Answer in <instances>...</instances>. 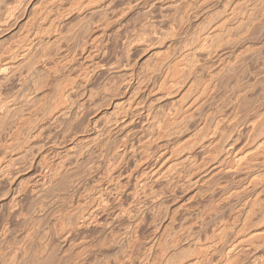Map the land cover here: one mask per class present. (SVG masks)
<instances>
[{
  "label": "rangeland",
  "instance_id": "1",
  "mask_svg": "<svg viewBox=\"0 0 264 264\" xmlns=\"http://www.w3.org/2000/svg\"><path fill=\"white\" fill-rule=\"evenodd\" d=\"M233 1L234 0H92L91 2L90 0H0V59L5 58L4 60H6L3 61L2 64L5 62L14 64V62L18 59L13 58V54L17 51H23L25 48H31V52L28 55L29 58L27 56L28 60H26V63L29 64L30 62L33 65V63L37 61L34 64L35 67H32V65L30 66V64L27 65L24 61V65L22 64L20 70L17 72L15 71L16 74L15 72L12 73L9 69L6 74L2 73V75H0V79L2 78V85H0V97L6 99L8 104L7 106L9 107V110H11L7 118L2 121L3 124L0 128V264H5L3 261L5 255L12 251V249V252H14L16 246L17 251L22 253L19 254L21 256L16 259L17 262L14 264H62V261L65 260L66 263L64 262L63 264H116L118 260L124 261L125 264H159L160 262V264H264V238L259 241L260 244L255 246L256 248L251 247L250 249L252 250L247 249L246 247L241 249L235 243L237 242L236 239H240L244 235L249 234L250 231L253 233V231H256L258 228L264 227V221L259 223L258 221H260V219L257 218V220H253V225L251 224V226L248 227V230H245V233L242 229H240L244 215V199L252 192L249 194H236L233 196H229V192L236 188L242 190L243 181L238 179L242 176V172L234 173L233 171H230L226 173H216L213 175L214 177L212 176L209 179L210 181L207 180V183L205 182L203 185L200 182H195V184L192 183L194 185L191 184L192 187L190 186V189L184 191V194H182L183 192H181V190H178L176 193L179 195V198L177 197L176 199H173V195L168 192L167 195L169 196H164L161 199L157 198L155 200L153 197L149 196L146 199L148 200L147 203H145L147 205H142V207L144 206L143 208L140 206L141 210L145 212V216L138 223L139 226L136 224V220L141 217L138 218L136 214H134L138 218L137 219L134 215L132 216V214L128 215L129 213H126L128 208L130 209V207L134 206L133 192L135 186L140 184V179L147 176V171L150 169L151 165H153L152 163H155L154 157L158 150H154L152 148L151 151H148L149 156L147 159H145L142 163H137L136 158L141 156L140 151H134L131 148L126 149L125 145L128 142H131L132 139V141L137 142V135L140 132L141 127L139 125H141V120H145L148 114L155 119H161L165 116V114L169 115L172 111L179 108V103L183 94L190 97L195 96L196 91H188V87H184L186 89L183 87L181 88L179 87V83H169L164 85V87L159 85L161 78L166 75V71L169 70V64L176 63V61L179 62V56H181L185 50L191 47L194 49L196 48L195 56L199 59V64L202 65V69L192 76V80H194L195 84L198 80L197 85L201 86L204 82L210 80V78H213L214 76L218 77V88L216 87L211 95L214 98L212 97L210 100L211 103L208 102V104L198 111L197 115L199 114V118L203 113L207 114V111L209 112L211 107L212 109L216 108L220 114L230 109V105L233 106L232 104H234L232 103L234 102L233 89L239 85H241L240 88H242V86L244 87V90L242 89L244 92L243 95L246 93V95H244L245 97H242L239 102H236L240 108L244 107L246 110H251V107H253L254 110L251 111L254 112L264 106V63H261L264 61V8L259 9L260 14H258V18L260 17L259 19H262L263 21H259L257 19L256 23L258 24H255V27L253 28L257 31L260 29L258 31L259 34L255 31L258 34H256L257 36L255 35L254 30H252L251 32H253V34L251 32L249 34L253 35V37L249 34L241 37L231 35L232 37L229 36L228 39L225 38V43L223 37L228 36L227 34H229L228 32L230 31L227 30L228 27L235 26L233 22L230 26L226 27L227 29H221L223 32L225 29L228 31L224 32L226 36L225 34L224 36L220 35L223 34L221 33L222 31H218L215 29V26H212L213 24L216 25V23L227 14V9ZM260 1L249 0L247 3L250 8L254 6L256 8H260V3L263 0L261 2ZM129 2L131 4H129ZM174 2L175 4H173ZM170 3H172V5H170ZM166 5H168L167 8ZM58 6L61 8L59 9ZM178 6L180 8L182 7L181 9L183 10H180V8L178 10ZM112 8L115 9L113 10ZM104 12L107 13V18L105 20H103V17H100V15L103 16ZM5 13L7 14L5 15ZM236 14L239 19L241 17V13L239 12L238 14L237 12ZM177 15L179 17V25L181 24L179 27V33H175V28L172 26L171 22L172 19L170 21V18ZM220 15L221 17H219ZM80 20H84V22H81ZM85 20L86 22L90 20L89 23L87 22L88 25ZM232 21L235 23L237 19H233ZM81 23H84V25ZM144 23L148 26H145ZM143 28L145 29L144 31ZM160 30H162V33H159L161 32ZM216 31L220 33V36L217 35V33L215 34ZM206 33L210 34L207 38L203 37ZM196 35H200L199 44H196L193 41L197 37ZM215 35H217V38ZM221 36L224 42L222 40L220 41ZM248 36H250L248 39H251L252 41L254 40V42H250L249 44L247 41L248 39L245 41L244 39ZM131 37L134 41L129 45L127 44V39ZM213 37H215L216 40H219L217 42L218 44L215 43L216 40L213 39ZM240 38L242 39L241 41ZM191 39L193 40L191 41ZM212 40H214V44H217L214 45L215 47L211 45ZM227 40L230 43L227 42ZM220 42L223 43V45H221ZM219 43L221 45L220 47L218 46ZM251 43L254 46H252ZM199 45L201 46L199 47ZM188 46L189 48H187ZM216 46L218 47V50ZM212 48L215 49L213 50ZM211 49L213 50V53H216L215 55L213 53V55L205 54L210 53L208 51H211ZM215 50L216 52H214ZM196 51L199 54L196 53ZM202 51L205 52L204 54L206 57L200 56L204 55L200 54V52L203 53ZM252 51H256L257 53ZM220 52L222 53L220 54ZM224 52L226 53L224 54ZM236 55L237 58L244 56V58L242 57L244 60L242 63V59L237 60L241 63V65L240 63L237 64V61H233L235 60ZM213 58L217 60V62L215 61L216 63L213 62L215 64L208 60H212ZM203 59L206 60V66L204 65ZM228 59H232L231 62H229ZM245 59L247 61H245ZM88 61L90 62L89 64H87ZM232 61L234 63L232 64L233 66L231 65ZM248 61L252 63L250 64ZM225 64L229 69L232 67V69L235 70L234 74L232 69L231 71H228ZM234 67H238V69H235ZM253 67L256 69L255 71L257 73L254 71ZM178 70L179 65L174 69V71ZM228 72L233 75H230ZM224 75L226 78H224ZM234 75L237 79L231 78L232 76L234 77ZM253 75L257 76L258 80H256L259 82L252 79L254 78ZM230 78L231 81L236 80V82L233 81V86ZM225 79H227V81ZM228 81H230V83ZM128 82L131 83L130 87H127L126 83ZM112 84L119 85L120 87L113 96L104 92L105 88L112 86ZM102 86H104V88ZM58 88L62 90L64 89L65 91L64 93L66 96L63 99L65 102L64 104L66 105L69 104V102H74V107L77 109V113L82 112L81 114L83 115L80 116V114H78L77 116H73L75 119L64 117L59 121H55V123L52 122L55 125H51L52 123L49 122L48 119H45L42 113H47L51 110L50 108L54 106L56 101L55 98L59 91ZM248 88L251 91L248 90ZM261 88L263 89L261 90ZM84 89L101 90L102 93H100V95H98V97L94 100L90 101L89 99H85ZM130 93L132 96H130ZM251 95H254V97L252 96V98ZM116 102H123L122 104H118L120 108L125 106V109H114L113 104ZM46 106L49 108L47 109ZM15 108L17 109L15 110ZM29 108L30 110L28 111ZM244 109L242 108V110ZM42 110L47 111L42 112ZM246 110L240 112L241 117L245 118L244 115L252 113L251 111ZM87 115L90 117L88 116L87 118ZM36 117L39 119H36ZM199 118L197 116V119L195 120L196 123ZM116 119H119L120 121L118 122ZM125 119L128 120L126 121V124L125 121H123ZM24 120L27 121L24 122ZM69 121L72 122L70 123ZM93 121H96L95 124H93ZM45 124L48 127H46ZM15 125L17 127H15ZM196 125L197 124L192 125V128H195ZM247 126H249L247 123L245 124L244 122H241L232 128L231 132L233 134H231L233 136L238 135L239 133H242L244 128L246 129ZM92 131L101 134V136L100 134L98 135L99 139L93 140L95 137L93 138V135H89L90 132L93 134ZM16 132L18 133L16 134ZM86 135H89V138L85 137L82 140H79L81 136ZM105 139H107L108 142ZM173 140L172 142H175L178 141L179 138L174 137ZM104 142L108 144L105 146L106 151L103 156L99 150L100 143ZM242 144L243 143L238 142L237 145H240L239 147H241L243 146ZM155 145L156 144H154L153 147H155ZM62 151L63 153H61ZM223 152L225 153L226 151ZM242 153L243 151H235L229 156L233 166H236L238 158L243 155ZM61 158L64 163H62L63 165L57 162ZM174 158L176 157L169 158V161ZM65 159L66 161H64ZM73 159H75V161ZM38 160L39 162H37ZM51 163H53L54 167ZM49 167H52L53 171L58 169L54 174V176L58 177L51 176V180L50 177H48V179L42 180L44 181L42 183L41 181L37 182L36 179H39L41 175L44 176L45 174H49L50 171L47 170ZM206 169H197V173H195V175L206 176L205 173L208 174L211 171L210 167H208L207 170ZM127 177H130V183H128ZM234 181H236V183ZM45 182H47V184ZM117 182L118 184H116ZM133 182L137 183L134 184ZM162 183L164 182H160V184L153 183V190L159 192L161 190L167 191L165 188H162L163 185H165V183ZM112 185H114V188L115 185L116 187L117 185L120 186H118L117 190L114 189ZM108 187L111 188V190H115L112 192L110 191V195L112 196L111 198L114 199V202L110 204L109 202L106 203V201H104L108 210L106 209L105 211H102L101 214L93 216L90 220H88V222L82 224L83 222L81 221L83 218L80 219V214L86 212L88 207L92 205V202L97 197L99 198L101 193L109 192ZM221 187L223 190H221ZM258 188L264 189L263 186L260 187L259 185L255 190L258 191ZM263 193L264 191L262 194ZM252 194H254V192ZM183 197L186 198L184 199ZM263 197L264 195L262 196V199ZM137 198L139 197H134L135 200ZM141 198L139 199H145L143 197ZM152 198L154 201H151ZM85 200L89 201L86 203ZM149 201L151 202V205H149ZM159 201L160 204H158ZM43 206L44 209H42ZM110 206L112 208H110ZM80 207L83 208L80 209ZM66 208L68 210H66ZM118 209H124V212L122 210V213L124 214L121 215L122 217L120 216L115 219L113 213ZM154 212L155 215L158 216L153 215ZM175 212H177L178 218L173 223V228L175 230L179 229V253L177 251L178 255L176 254L178 257L174 255L169 258L168 262H140L143 259V261H145V258L148 257L151 251L149 245L156 231L154 224H152V217L162 219L166 218L165 221H168ZM176 226L178 228H176ZM63 229H66L69 232L62 231ZM71 229H73L72 232ZM135 229H138V231ZM51 230L53 231V234ZM1 234L4 236H1ZM60 236L63 238H60ZM64 237H66L67 240ZM115 238L116 240H114ZM36 239L38 240L36 241ZM38 241H42V243H39ZM28 244H30V246H28ZM41 245L43 249L46 245L45 249H42L43 254L40 253ZM105 245L107 246L105 247ZM37 246L39 247L36 248ZM52 246H54V248ZM229 246H232L233 249ZM24 247L27 249H24ZM29 247L30 249H28ZM49 247L52 248V251ZM48 248L50 249V253ZM239 248L241 249L240 252ZM36 249L37 251H35ZM77 250L80 251V253ZM155 250L159 253L158 254L156 252L157 255L161 254L160 247L157 246ZM76 251L79 255H77L78 253ZM124 253H126L125 256ZM200 253H202V255ZM236 253H240V255H235ZM44 255H46V257H42ZM143 255L145 256L144 258ZM30 256H35L36 261L34 260L35 257H32L34 258L32 260ZM37 258H39V260ZM19 259L20 261H18ZM175 260H178V262L174 263L173 261ZM224 260L227 261L225 262ZM230 260L235 263L230 262ZM53 261H55V263Z\"/></svg>",
  "mask_w": 264,
  "mask_h": 264
},
{
  "label": "bare ground",
  "instance_id": "2",
  "mask_svg": "<svg viewBox=\"0 0 264 264\" xmlns=\"http://www.w3.org/2000/svg\"><path fill=\"white\" fill-rule=\"evenodd\" d=\"M86 1V0H85ZM91 2H92V0H90ZM99 1V0H98ZM247 1H249V0H234L233 2H232V4L229 6V8L227 9V14L226 15H224L223 17H222V19L220 20V19H218V20H220L219 22H217L216 23V25H214L213 24V26L212 27H214L215 26V29H217L218 31L220 30V31H222L223 29L222 28H226V27H228V26H230L231 24H232V22H233V24L235 25V26H230V27H228V31L225 29L224 30V32L225 31H227L229 34H227L228 36H226V34L222 31L221 33H223V34H220V33H218L217 31L215 32V34L217 33V35H222V36H224V34H225V36L226 37H223V39H224V41H225V38H229V36H239V37H241V36H247L252 30H254L253 28L255 27V24H258V23H256V20L258 19L259 21H261L262 19H259L258 18V14H260V10L259 9H263L264 8V0L261 2L260 0V8H256L255 6L254 7H252V8H250L249 7V4L247 3ZM3 2V1H2ZM66 2V1H65ZM68 2V1H67ZM171 2V1H170ZM173 2V1H172ZM199 2V1H198ZM197 2V3H198ZM20 3V2H19ZM178 3V2H177ZM176 3V4H177ZM4 4V3H3ZM7 4V3H6ZM110 4V3H109ZM124 4V3H123ZM129 4H131L130 2H129ZM152 4V3H151ZM173 4H175V2L173 3ZM128 5V4H127ZM170 5H172V3H170ZM169 5V6H170ZM203 5V4H202ZM22 6V5H21ZM20 6V7H21ZM167 6L168 5H166V8H167ZM153 7V6H152ZM15 8V7H14ZM58 8H59V6H58ZM61 8V7H60ZM59 8V9H60ZM129 8V7H128ZM128 8H127V10H128ZM179 6H178V10H179ZM182 8V7H181ZM180 8V10H183V9H181ZM113 9V8H112ZM115 9V8H114ZM113 9V10H114ZM119 9H121V8H119ZM130 9V8H129ZM257 9V10H256ZM112 10V11H113ZM122 10V9H121ZM254 10H256V11H254ZM264 10V9H263ZM3 11V10H2ZM111 11V10H110ZM6 12V11H5ZM11 12V11H10ZM118 12V11H117ZM238 12V14H239V12L241 13V17L238 19L237 17H238V15L236 14ZM4 13V12H3ZM12 13V12H11ZM106 12H104V14H103V16L102 15H100V17H103V20H105L106 18H107V13L105 14ZM261 13H262V11H261ZM7 13H5V15H6ZM23 14V13H22ZM170 14V13H169ZM211 14V13H210ZM224 14H225V12H224ZM264 14V13H263ZM262 14V15H263ZM114 15V14H113ZM261 15V16H262ZM1 16V15H0ZM87 16V15H86ZM112 16V15H111ZM120 16V15H119ZM171 16V15H170ZM260 16V15H259ZM12 17H13V15H12ZM82 17V16H81ZM80 17V18H81ZM173 17V16H172ZM210 17V16H209ZM219 17H221V15L219 16ZM263 17H264V15H263ZM87 18H89V17H87ZM117 18V17H116ZM18 19V18H17ZM82 19V18H81ZM102 19V18H101ZM100 19V20H101ZM148 19V18H147ZM163 19V18H162ZM171 19H172V21H171ZM184 19V18H183ZM233 19H237V21L234 23V21H232ZM8 20V19H7ZM6 20V21H7ZM12 20V19H11ZM99 20V21H100ZM217 20V21H218ZM81 22L83 21L84 22V20H80ZM89 21L90 20H88L87 22L89 23ZM106 21H108V20H106ZM170 21L172 22V26H174V28H175V33H179V27H180V25H179V17H178V15L177 16H174L173 18H170ZM181 21V20H180ZM263 21V20H262ZM85 22H86V20H85ZM87 22H86V24H87ZM92 22V21H91ZM102 22V21H101ZM146 22V21H145ZM160 22V21H159ZM169 22V21H168ZM208 22V21H207ZM55 23V22H54ZM118 23V22H117ZM165 23V22H164ZM167 23V22H166ZM170 23V22H169ZM219 23V24H218ZM81 24H83L84 25V23H81ZM91 24V23H90ZM88 25V24H87ZM92 25V24H91ZM113 25H114V23H113ZM144 25L145 26H148L146 23H144ZM160 25V24H159ZM170 25V24H169ZM108 26V25H107ZM156 26V25H155ZM185 26V25H184ZM90 27V26H89ZM122 27H123V25H122ZM121 27V28H122ZM141 27V26H140ZM157 27V26H156ZM171 27V26H170ZM169 27V28H170ZM211 27V28H212ZM234 27V28H233ZM80 28V27H79ZM78 28V29H79ZM115 28H117V27H115ZM138 28V27H137ZM136 28V29H137ZM145 28V27H144ZM143 28V31L145 30ZM153 28H154V26H153ZM163 28V27H162ZM211 28H209V29H211ZM230 28V29H229ZM257 28H258V26H257ZM85 29V28H84ZM87 29V28H86ZM91 29V28H90ZM124 29V28H123ZM157 29V28H156ZM171 29V28H170ZM222 29V30H221ZM3 30V29H2ZM93 30V29H92ZM260 29H258V31H259ZM97 31V30H96ZM105 31V30H104ZM124 31V30H123ZM161 32H159V33H162V30H160ZM169 31H171V30H169ZM257 32L258 33V31L257 30H254V32ZM142 32V31H141ZM158 32V31H157ZM214 32V31H213ZM255 32V35L257 34ZM85 33H87V32H85ZM84 33V34H85ZM108 33V32H107ZM106 33V34H107ZM145 33H146V31H145ZM166 33V32H165ZM252 34H253V32H251ZM263 33V32H262ZM68 34V33H67ZM76 34V33H75ZM259 34V33H258ZM257 34V35H258ZM94 35H96V34H94ZM110 35V34H109ZM113 35V34H112ZM125 35V34H124ZM161 35V34H160ZM177 35V34H176ZM210 34H205L203 37H205V38H207L208 36H209ZM217 35H215V37L217 36ZM219 35V36H220ZM249 35H251V34H249ZM256 35V36H257ZM58 36V35H57ZM88 36V35H87ZM137 36V35H136ZM157 36V35H156ZM162 36V35H161ZM197 37L194 39L193 37V39H191V41L193 40L196 44H199L198 42H199V40H200V38H199V36L200 35H196ZM202 36V35H201ZM222 36L220 37L221 39H220V41L222 40L223 41V39H222ZM231 36V37H232ZM260 36H261V33H260ZM259 36V37H260ZM124 37V36H123ZM135 37V36H134ZM173 37V36H172ZM191 37V36H190ZM215 37H213V39H215ZM250 36H248V37H246V39H244L245 41L249 38ZM251 37H253V35H251ZM264 37V36H263ZM57 38V37H56ZM113 38V37H112ZM119 38V37H118ZM125 38V37H124ZM128 38V37H127ZM151 38V37H150ZM182 38V37H181ZM217 38V37H216ZM243 38H245V37H243ZM254 38H255V36H254ZM253 38V39H254ZM101 39V38H100ZM145 39V38H144ZM219 39V38H218ZM232 39H234V38H232ZM128 40V42H127V44H131L133 41H134V39L131 37V38H129V39H127ZM202 40V39H201ZM204 40V39H203ZM216 40V39H215ZM235 40H236V38H235ZM242 39L240 38V41H241ZM249 40H251V39H248L247 41L249 42V44H250V42H254V40L252 41H249ZM255 40H257V39H255ZM87 41V40H86ZM89 41V40H88ZM109 41V40H108ZM191 41H190V43H191ZM209 41V40H208ZM207 41V42H208ZM219 40H216L215 41V43H217ZM223 41V42H224ZM230 41H231V38H230ZM234 41V40H233ZM104 42H106V41H104ZM204 42V41H203ZM227 42H229L228 40H227ZM261 42V41H260ZM55 43V42H54ZM151 43V42H150ZM221 43V42H220ZM220 43H219V47L221 46V45H223V43H221V45H220ZM225 43H226V41H225ZM230 43V42H229ZM239 43V42H238ZM246 43V42H245ZM245 43H244V45H245ZM263 43V42H262ZM84 44H86V43H84ZM218 44V43H217ZM217 44H214V40H212V46L213 47H215L214 45H217ZM236 44H237V42H236ZM235 44V45H236ZM241 44V43H240ZM248 44V43H247ZM246 44V45H247ZM255 44V43H254ZM257 44V43H256ZM259 44V43H258ZM29 45V44H28ZM78 45V44H77ZM202 45V44H201ZM201 45H199V47L201 46ZM226 45V44H225ZM251 45H252V43H251ZM229 46V45H228ZM228 46H227V48H228ZM231 46V45H230ZM242 46H243V42H242ZM250 46V45H249ZM252 46H254V45H252ZM251 46V47H252ZM258 46V45H257ZM28 47V46H27ZM35 47V46H34ZM186 47V46H185ZM198 47V48H199ZM25 48V47H24ZM81 48H83V47H81ZM187 48H189V46L187 47ZM216 48H217V50H218V47L216 46ZM223 48H224V46H223ZM226 48V49H227ZM253 48V47H252ZM259 48V47H258ZM261 48V47H260ZM264 48V47H263ZM262 48V49H263ZM31 49V48H30ZM29 48L27 49V48H25L23 51L21 50V51H17V52H15L13 55V58H17L18 60L16 61V62H14V64L12 63V64H10L9 62L7 63V62H5L4 64H2L3 63V61H6V60H4V59H0V75H2V73H5L6 74V72H8L9 71V69L11 70V72L13 73V72H17V71H19L20 70V68H21V66H22V64L24 65V61H25V63H26V60H28L27 59V56L29 55V53L31 52V50H30ZM205 49V48H204ZM208 49H210V48H208ZM207 49V50H208ZM213 49V48H212ZM211 49V51L209 50L208 52H210V53H205L204 51H202L203 53H201L200 52V54H209V55H215L216 53H213L212 51L215 49H213L212 50ZM221 49V48H220ZM226 49H225V51H226ZM238 49V48H237ZM19 50V49H18ZM34 50V49H33ZM128 50V49H127ZM195 50H196V48L194 49V48H189V49H187V50H185V52L181 55V56H179V62L178 61H176V63H170L169 64V66H168V69L169 70H167L166 71V75H164V73H163V77L161 78V80H160V86H163L164 87V85H167V84H169V83H171V84H173V83H175V84H178L179 83V87H188L187 88V90L188 91H196L195 92V96H193V97H190V96H188V95H182V99H181V101H180V103H179V108H177V109H175L174 111H170L171 113L168 115H166L165 114V116L163 117V118H161V119H155L154 117H151L150 116V114H148L147 116H146V119L145 120H141V125H139V126H141L140 127V132L138 133V135H137V142H135V141H132L131 140V142H128L126 145H125V148L126 149H128V148H131L132 150H134V151H140V154H141V156H138L139 158H136V161H137V163H142L145 159H147V157L149 156V154H148V151H151V149L153 148L154 150H158L157 151V154L155 155V157H154V162L155 163H152L153 165H151V167H150V169L147 171V176H145L144 178H142V179H140V184L138 185V186H135V188H134V192H133V194H134V196H133V204H134V206L133 207H130V209L128 208V210L126 211V213H129L128 215H131L132 214V216L134 215V214H136V216L139 218V217H141L140 219H138L135 215V217L139 220H136V224L138 225V223L144 218V216H145V212L144 211H142L141 210V207H142V205H144L145 203H147V201L148 200H146L149 196L150 197H153L155 200L157 199V198H159V199H161V198H163L164 196L166 197V196H169V195H167V192L168 193H170V194H172L173 196V199H176L179 195L176 193L178 190H181V192H183L182 194H184V191H186V190H188V189H190L189 187L191 186V184L192 183H194L195 184V182H200V183H202V185H203V183H205L207 180H209L214 174H216V173H219V172H230V171H233L234 173L235 172H242V176L240 177V178H238V179H240V180H242L243 181V185H242V190L241 189H238V188H236V189H234V190H232L231 192H229V196H233V195H236V194H249V193H253L254 192V194H250V195H247V197L244 199V203H243V210H241V211H243L244 212V215H243V222H242V225L240 226L241 228L240 229H242L243 231H244V233L246 232L245 230L247 229L248 230V227L249 226H251V224L253 223V220L254 219H256L257 220V218H259L260 219V221H258L259 223L262 221H264V203H263V201H264V197H263V199H262V196L264 195V193L262 194V192L264 191V189H259L258 191H256L255 189H256V187L257 186H259L260 185V187L261 186H263V188H264V106L262 107V108H260V107H258V108H260V109H257V110H255L254 112H252L251 110H254V108L253 107H251V105H250V107L252 108L251 110H246V109H244V107H242L244 110H246V111H251L252 113H249V114H246V115H244L245 116V118L244 117H241V115H240V112L242 111H244V110H242V108H240L239 107V105L236 103V102H239L240 101V99L242 98V97H245L244 95H246V93L243 95V91H242V89L244 88L243 86H242V88H240V86L241 85H239V86H236V87H234V89H233V93H234V102H232V103H234V104H232L233 106H231L230 105V109H228L227 111H225V112H223V113H219L218 112V110L215 108H213L212 109V107H211V109H210V111L208 112L207 111V114L205 113H203L202 115H201V117L199 118V114L197 115V113H198V111H200L201 109H202V107H204L206 104H208V102H210L211 103V98L213 97V96H211L212 95V92L216 89V87H217V78L218 77H213V78H210V80H208V81H206V82H204L201 86L200 85H197L198 84V80H197V78H196V80H197V83L195 84V82H194V80H192L193 79V75L194 74H196V73H198V71L199 70H201L202 69V65L201 64H199V59L195 56ZM206 50V51H207ZM228 50V49H227ZM109 51V50H108ZM126 51V50H125ZM171 51V50H170ZM223 51V50H222ZM232 51V50H231ZM258 51V50H257ZM261 51V50H260ZM214 52H216V50L214 51ZM238 52V51H237ZM252 52H256V51H252ZM262 52H263V50H262ZM98 53V52H97ZM101 53V52H100ZM170 53V52H169ZM196 53H198L197 51H196ZM213 53V54H212ZM222 52H220V54H221ZM226 52H224V54H225ZM257 53V52H256ZM261 53V52H260ZM259 53V54H260ZM88 54V53H87ZM103 54V53H102ZM199 54V53H198ZM200 55V56H204V57H206V55ZM219 54V55H220ZM228 54V53H227ZM232 54V53H231ZM237 54V53H236ZM217 55H218V53H217ZM242 55V54H241ZM249 55V54H248ZM247 55V56H248ZM254 55H257V54H254ZM261 55H262V53H261ZM96 56V55H95ZM198 56V55H197ZM260 56V55H259ZM31 57V56H30ZM76 57V56H75ZM103 57V56H102ZM109 57V56H108ZM126 57V56H125ZM199 57V56H198ZM217 57V56H216ZM215 57V58H216ZM232 57V56H231ZM236 58H237V55L235 56ZM234 57V58H235ZM242 57L244 58V56H241V58H235V60H233L234 62L235 61H237L238 59L240 60V59H242ZM28 58H29V56H28ZM208 58V57H207ZM220 58V57H219ZM221 58H223V57H221ZM245 58H246V56H245ZM249 58V57H248ZM247 58V59H248ZM257 58H258V56H257ZM72 59V58H71ZM205 59V58H204ZM203 59V61H204V65L206 66V64H205V61L206 60H204ZM210 59H211V57H210ZM210 59H208L209 61H211L212 63L213 62H217V60L216 59H214V61H213V59L212 60H210ZM218 59V58H217ZM225 59V58H224ZM233 59V58H232ZM232 59H228L229 60V62H231V60ZM260 59V58H259ZM258 59V60H259ZM263 59H264V56H263ZM93 60V59H92ZM121 60V59H120ZM208 60H207V62H208ZM55 61V60H54ZM222 61V60H221ZM233 61H232V63H231V65L232 64H234L233 63ZM244 60L242 59V61H241V63L243 62ZM245 61H247L246 59H245ZM250 61V60H249ZM248 61V62H249ZM35 62H37V61H35ZM35 62L33 63V65H32V63H30L29 62V64H30V66L32 65V67L34 66L35 67ZM215 62V63H216ZM223 62H225V61H223ZM228 62V61H227ZM39 63V62H38ZM90 62L88 61V63L87 64H89ZM215 63H213V64H215ZM238 63H240V62H238L237 61V64ZM241 63H240V65H241ZM250 63V62H249ZM252 63V62H251ZM250 63V64H251ZM260 63V62H259ZM261 63H264V61H262ZM260 63V64H261ZM27 64V63H26ZM29 64H27V65H29ZM131 64V63H130ZM211 64V63H210ZM227 64V63H226ZM226 64H225V66H226ZM36 65H37V63H36ZM168 65V64H167ZM178 65H179V70L178 71H174V69L175 68H177L178 67ZM230 65V66H231ZM244 65V64H243ZM264 65V64H263ZM29 66V67H30ZM128 66H131V65H128ZM229 66V67H230ZM233 66V65H232ZM245 66V65H244ZM38 67V66H37ZM117 67V66H116ZM116 67H115V69H116ZM227 68H228V66H226ZM243 67V66H242ZM241 67V68H242ZM255 67V66H254ZM254 67H253V69H254ZM259 67V66H258ZM260 67H262V66H260ZM79 68V67H78ZM231 69H232V67H230ZM235 68V67H234ZM256 68V67H255ZM23 69V68H22ZM164 69H166V68H164ZM231 69H229L228 68V71H231ZM235 69H238V67L237 68H235ZM264 69V68H263ZM262 69V70H263ZM24 70V69H23ZM22 70V71H23ZM217 70V69H216ZM233 70V74H234V69H232ZM249 70V69H248ZM247 70V71H248ZM256 69H254V71H255ZM259 70V69H258ZM261 70V71H262ZM32 71V70H31ZM91 71V70H90ZM203 71V70H202ZM239 71V70H238ZM237 71V72H238ZM16 72H15V74H16ZM131 72V71H130ZM129 72V73H130ZM171 72H172V75H171ZM201 72V71H200ZM221 72V71H220ZM241 72V71H240ZM256 72V71H255ZM124 73V72H123ZM214 73V72H213ZM218 73V72H217ZM229 73V72H228ZM239 73V72H238ZM245 73V72H244ZM243 73V74H244ZM257 73V72H256ZM260 73V72H259ZM19 74V73H18ZM200 74V73H199ZM221 74V73H220ZM230 74V73H229ZM233 74H230V75H233ZM241 74V73H240ZM4 75V74H3ZM11 75V74H10ZM42 75V74H41ZM116 75V74H115ZM126 75V74H125ZM124 75V76H125ZM229 75V76H230ZM237 75V74H236ZM242 75V74H241ZM8 76V75H7ZM45 76V75H44ZM162 76V75H161ZM171 76H173V77H171ZM225 76V75H224ZM254 76V75H253ZM252 76V77H253ZM1 77V76H0ZM3 77H5V76H3ZM13 77V76H12ZM207 77V76H206ZM236 76L234 75V77L232 76L231 78H235ZM240 77V76H239ZM256 77V78H255ZM153 78V77H152ZM195 78V77H194ZM224 78H226V76L224 77ZM229 78V77H228ZM227 78V79H228ZM231 78H230V81H231ZM248 78V77H247ZM264 78V77H263ZM2 79V78H1ZM0 79V85H2L1 83H2V80ZM40 79V78H39ZM144 79V78H143ZM142 79V80H143ZM227 79H225L226 81H227ZM235 79H237V78H235ZM253 80H255V81H257L258 79H257V76H254V78H252ZM257 79V80H256ZM260 79V78H259ZM120 80V79H119ZM141 80V81H142ZM155 80V79H154ZM246 80V79H245ZM252 80V81H253ZM40 81V80H39ZM117 81V80H116ZM220 81V80H219ZM230 81H228L229 83H230ZM233 81H235L236 82V80H232L231 81V84H232V86H233ZM248 81V80H247ZM263 81V80H262ZM79 82V81H78ZM227 82V83H228ZM234 82V83H235ZM249 82V81H248ZM257 82H259V81H257ZM229 83H228V85H229ZM237 83H238V81H237ZM256 83V82H255ZM263 83V82H262ZM127 84V87H130L131 86V83L130 82H128V83H126ZM222 85V84H221ZM253 85V84H252ZM80 86V85H79ZM83 86V85H82ZM93 86V85H92ZM108 86V85H107ZM144 86V85H143ZM172 86V85H171ZM199 86V87H198ZM226 86V85H225ZM232 86H230V87H232ZM235 86V85H234ZM103 88H104V86H102ZM126 87V88H127ZM224 87V86H223ZM119 85H113L112 84V86H110V87H107V88H105V91H104V89H103V91L105 92V93H108V94H110V95H114L118 90H119ZM143 88V87H142ZM167 88V87H166ZM172 88V87H171ZM218 88V87H217ZM59 89V88H58ZM75 89V88H74ZM79 89V88H78ZM93 89V88H92ZM98 89V88H97ZM184 89H186V88H184ZM220 89V88H219ZM229 89V88H228ZM263 88H261V90H262ZM69 90V89H68ZM73 90V89H72ZM71 90V91H72ZM134 90V89H133ZM156 90V89H155ZM244 90V89H243ZM248 90H250L249 88H248ZM223 91H224V89H223ZM222 91V92H223ZM228 91V90H227ZM251 91V90H250ZM56 92V91H55ZM65 91H64V89L62 90V89H59V91H58V93H57V95H56V98H55V104H54V106L53 107H51L50 109V111H48L47 113L45 112V113H42L43 114V117L45 118V119H48V121L49 122H54L55 123V121H59V120H61V118H64V117H66V118H73V119H75V117H73V116H77L78 114H80V116L81 115H83V114H81V113H77V109L74 107V102H69V104H64L65 102L63 101V99H64V97L66 96L65 95V93H64ZM84 92H85V99L87 100V99H89L90 101L91 100H94L96 97H98V95H100V93H102V91L101 90H87V89H84ZM83 92V93H84ZM185 92V91H184ZM187 92V91H186ZM188 93V92H187ZM192 93V92H191ZM224 93V92H223ZM255 93V92H254ZM30 94V93H29ZM28 94V95H29ZM131 94V93H130ZM166 94V93H165ZM226 94V93H225ZM249 94H251V93H249ZM15 95V94H14ZM80 95V94H79ZM191 95V94H190ZM248 95V94H247ZM130 96H132V94L130 95ZM216 96V95H215ZM233 96V95H232ZM254 97V95H251V97ZM264 96V95H263ZM33 97V96H32ZM108 97V96H107ZM110 97V96H109ZM188 97V98H187ZM249 97V96H248ZM252 97V98H253ZM255 97H256V95H255ZM214 98V97H213ZM257 98V97H256ZM255 98V99H256ZM70 99V98H69ZM217 99V98H216ZM215 99V100H216ZM75 100V99H74ZM73 100V101H74ZM128 100H130V99H128ZM259 101V100H258ZM125 102V101H124ZM215 102V101H214ZM213 102V103H214ZM218 102V101H217ZM244 102V101H243ZM242 102V103H243ZM247 102V101H246ZM264 102V101H263ZM68 103V102H67ZM78 103V102H77ZM80 103V102H79ZM118 103H123V102H118ZM117 102L116 103H114L113 104V108L114 109H116V110H119V109H125V106L124 107H122V108H120L119 107V104H118ZM150 103V102H149ZM262 103V102H261ZM218 104V103H217ZM247 104V103H246ZM255 104V103H254ZM8 104H7V101H6V99L5 98H2V97H0V128H1V125L3 124L2 123V121L5 119V118H7V116L9 115V113H10V111L11 110H9V107L7 106ZM19 105V104H18ZM88 105V104H87ZM135 105V104H134ZM212 105V104H211ZM214 105V104H213ZM227 105V104H226ZM34 106V105H33ZM49 106V105H48ZM76 106V105H75ZM85 106V105H84ZM79 107H81V106H79ZM217 107V106H216ZM249 107V106H248ZM248 107H247V109H248ZM249 107V108H250ZM46 108H47V106H46ZM45 108V109H46ZM49 108V107H48ZM47 108V109H48ZM78 108V107H77ZM12 109V108H11ZM17 108H15V110H16ZM22 109V108H21ZM44 109V108H43ZM112 109V108H111ZM241 109V110H240ZM20 110V109H19ZM30 110V108L28 109V111ZM225 110V109H224ZM44 111H47V110H42V112H44ZM84 111V110H83ZM221 112V111H220ZM22 113V112H21ZM89 113V112H88ZM87 113V114H88ZM164 113H166V112H164ZM102 114V113H101ZM218 114H220V115H218ZM27 115V114H26ZM25 115V116H26ZM243 115V114H242ZM88 116L89 115H87L86 117L88 118ZM150 116V117H149ZM197 116H198V120H197V123L195 122V120L197 119ZM24 117V116H23ZM83 117V116H82ZM85 117V118H86ZM90 117V116H89ZM9 118H11V117H9ZM42 118V117H41ZM78 118V117H77ZM100 118V117H99ZM120 118V117H119ZM244 118V120L242 121V119ZM22 119V118H21ZM28 119V118H27ZM36 119H39V118H37L36 117ZM35 119V120H36ZM82 119V118H81ZM96 119V118H95ZM104 119V118H103ZM20 120V119H19ZM118 122L120 121L119 119H116ZM140 120V119H139ZM7 121V120H6ZM18 121V120H17ZM27 120H24V122H26ZM40 121H41V119H40ZM39 121V122H40ZM65 121V120H64ZM85 121V120H84ZM98 121H99V119H98ZM112 121V120H111ZM123 121H125V124H126V121H128V120H123ZM34 122V121H33ZM70 122V121H69ZM72 122V121H71ZM70 122V123H71ZM96 122V121H95ZM95 122L93 121V124H95ZM101 122V121H100ZM241 122H244L245 124L247 123L249 126H247V128L245 129L244 128V131H243V129H242V133H239L238 135H235V136H233L232 134V128H234L235 126H237L239 123H241ZM7 123V122H6ZM63 123V122H62ZM18 124H19V122H18ZM32 124V123H31ZM39 124V123H38ZM42 124V123H41ZM47 124V123H46ZM45 124V125H46ZM60 124V123H59ZM97 124V123H96ZM116 124V123H115ZM194 124H197L196 126H195V128H192L193 126L192 125H194ZM5 125V124H4ZM17 125V124H16ZM15 125V127H17ZM48 125V124H47ZM46 125V127H48ZM51 125H55V124H51ZM98 125V124H97ZM101 125V124H100ZM119 125H120V123H119ZM123 125V124H122ZM30 126V125H29ZM22 127V126H21ZM82 127V126H81ZM100 127V126H99ZM42 128V127H41ZM98 128V127H97ZM192 128V129H191ZM43 129V128H42ZM42 129H40V130H42ZM89 129V128H88ZM11 130V129H10ZM23 130V129H22ZM189 130H190V132H189ZM1 131V130H0ZM12 131V130H11ZM15 131V130H14ZM19 131V130H18ZM89 131H91V130H89ZM88 131V132H89ZM23 132V131H22ZM39 132V131H38ZM82 132V131H81ZM84 132V131H83ZM93 132V131H92ZM98 132V131H97ZM100 132H102V131H100ZM18 132H16V134H17ZM106 133V132H105ZM232 133V134H231ZM24 134V133H23ZM39 134V133H38ZM84 134V133H83ZM100 133H96V132H93V134H91V132H90V134L89 135H93V140H95V139H99L98 138V135H99ZM103 134V133H102ZM9 135V134H8ZM11 135V134H10ZM42 135V134H41ZM89 135H86V136H81L80 137V139L79 140H82L83 138H89ZM40 136V135H39ZM100 136H101V134H100ZM174 137H178L179 138V140L178 141H175V142H172V140H173V138ZM9 138V137H8ZM20 138H22V137H20ZM24 138V137H23ZM56 138V137H55ZM134 138V137H133ZM56 139H58V138H56ZM92 139V138H91ZM10 140V139H9ZM17 140V139H16ZM107 142H108V140L107 139H105ZM166 140V141H165ZM52 141V140H51ZM55 141V140H54ZM105 141V142H106ZM130 141V140H129ZM174 141V140H173ZM66 142V141H65ZM100 143V153H101V155H103L104 153H105V151H106V149H105V146L108 144H106V143ZM238 142H240V143H243L242 145L243 146H241V147H239L237 144H238ZM44 143V142H43ZM52 143V142H51ZM15 144H16V142H15ZM14 144V145H15ZM36 144V143H35ZM154 144H156L155 145V147H153V145ZM88 145V144H87ZM35 146H37V145H35ZM38 146H40V145H38ZM42 146V145H41ZM53 146V145H52ZM86 146V145H85ZM12 147V146H11ZM29 147V146H28ZM27 147V148H28ZM31 147V146H30ZM239 147V148H238ZM242 147H244V148H242ZM40 148V147H39ZM79 148V147H78ZM31 149V148H30ZM41 149V148H40ZM243 149V150H242ZM33 150V149H32ZM76 150V149H75ZM79 151V150H78ZM83 151V150H82ZM81 151V152H82ZM86 151V150H85ZM107 151H108V149H107ZM123 151V150H122ZM223 151H226L225 153L223 152ZM238 152V151H243V155L242 156H240L239 158H238V160H237V163H236V166H233L232 165V161H231V159L229 158V156L230 155H232V153H234V152ZM87 152V151H86ZM55 153V152H54ZM61 153H63V151L61 152ZM76 153V152H75ZM99 153V152H98ZM139 153V152H138ZM23 154V153H22ZM69 154V153H68ZM67 154V155H68ZM120 154V153H119ZM34 155V154H33ZM77 155H78V153H77ZM76 155V156H77ZM82 155V154H81ZM20 156V155H19ZM65 156V155H64ZM70 156V155H69ZM72 156V155H71ZM104 156V155H103ZM136 156V157H137ZM239 156V155H238ZM13 157V156H12ZM22 157V156H21ZM63 157V156H62ZM128 157V156H127ZM133 157V156H132ZM172 157H176V158H174L173 160H171V161H169V158H172ZM33 158V157H32ZM66 158V157H65ZM72 158V157H71ZM74 158V157H73ZM77 158V157H76ZM113 158V157H112ZM67 159V158H66ZM66 159L64 160V161H66ZM111 159V158H110ZM36 160V159H35ZM74 161H75V159H73ZM104 160V159H103ZM108 160H109V157H108ZM34 161V160H33ZM63 160H62V158L61 159H59V161H57L58 163H63L62 162ZM99 161V160H98ZM117 161V160H116ZM37 162H39V160L37 161ZM41 162V161H40ZM10 163V162H9ZM47 163V162H46ZM45 163V164H46ZM57 163V164H58ZM38 164V163H37ZM42 164V163H41ZM40 164V165H41ZM56 164V163H55ZM54 164V165H55ZM64 164V163H63ZM62 164V165H63ZM68 164V163H67ZM72 164V163H71ZM106 164H108V163H106ZM115 164V163H114ZM9 165V164H8ZM25 165V164H24ZM29 165V164H28ZM51 165L53 166V163H51ZM149 165V164H148ZM5 166H6V164H5ZM4 166V167H5ZM57 166V165H56ZM95 166V165H94ZM99 166V165H98ZM98 166H96V167H98ZM125 166H127V165H125ZM9 167V166H8ZM24 167V166H23ZM37 167V166H36ZM54 167V166H53ZM59 167V166H58ZM101 167V166H100ZM208 167H210V169H211V171L209 172V170H208V174L207 173H205L206 174V176H196L195 175V173H197V169L198 170H204V169H208ZM46 168V167H45ZM109 168V167H108ZM25 169V168H24ZM95 169H97V168H95ZM99 169V168H98ZM103 169V168H102ZM123 169V168H122ZM206 169V170H207ZM5 170V169H4ZM27 170V169H26ZM40 170V169H39ZM48 171H50L49 172V174H45L44 176L43 175H41L40 177H39V179L37 178L36 179V181L37 182H40L41 181V183L42 182H44V181H42V180H46V179H48V177H50V180H51V176H54V174L57 172V170L58 169H56L55 171H53V168L52 167H49L48 169H47ZM130 171V170H129ZM46 172V171H45ZM96 172V171H95ZM112 172V171H111ZM123 172V171H122ZM204 172V171H203ZM203 172H201L202 174H204ZM9 173V172H8ZM104 173V172H103ZM102 173V174H103ZM243 173H244V176H243ZM204 174V175H205ZM223 174V173H222ZM230 174V173H229ZM97 175H99V174H97ZM134 175V174H133ZM141 175V174H140ZM146 175V174H145ZM177 175V176H176ZM193 175H194V177H193ZM228 175V174H227ZM1 176V175H0ZM13 176V175H12ZM54 177H58V176H54ZM53 177V178H54ZM214 177V176H213ZM4 178V177H3ZM2 178V179H3ZM27 178V177H26ZM29 178V177H28ZM52 178V179H53ZM223 178V177H222ZM225 178H227V177H225ZM224 178V179H225ZM234 178V177H233ZM233 178H232V180H233ZM56 179V178H55ZM108 179V178H107ZM229 179H230V177H229ZM238 179H237V181H238ZM11 180H13V179H11ZM239 180V181H240ZM49 181V180H48ZM127 181H128V183H130V177H127ZM210 181V180H209ZM225 181V180H224ZM50 182V181H49ZM119 182V181H118ZM118 182L116 183V184H118ZM139 182V181H138ZM160 182H164L165 183V185H163V187L162 188H165L167 191H154L153 190V185L155 184V183H159L160 184ZM213 182H214V179H213ZM235 183H236V181H234ZM2 183V182H1ZM17 183H18V181H17ZM40 183V184H41ZM46 184H47V182H45ZM54 183V182H53ZM134 183V182H133ZM135 183H137V182H135ZM134 183V184H135ZM154 183V184H153ZM164 183H162V184H164ZM167 183V184H166ZM199 183V184H200ZM207 183V182H206ZM50 184V183H49ZM52 184V183H51ZM115 184V183H114ZM153 184V185H152ZM194 184H192V185H194ZM239 184V183H238ZM241 184V183H240ZM157 185V184H156ZM113 186V188H114V185H112ZM118 186H120V185H117V187H116V185H115V188L114 189H117L118 188ZM153 186V187H152ZM208 186H209V184H208ZM10 187V186H9ZM39 187V186H38ZM110 187H111V185H110ZM192 187V186H191ZM35 188V187H34ZM49 188V187H48ZM107 188V187H106ZM109 188V187H108ZM151 188V189H150ZM158 188V187H157ZM161 188V189H162ZM180 188V189H179ZM215 188V187H214ZM39 189V188H38ZM150 189V190H149ZM202 189V188H201ZM88 190V189H87ZM118 190V189H117ZM203 190V189H202ZM216 190V189H215ZM221 190H223L222 189V187H221ZM89 191V190H88ZM108 191L109 192H107V193H101L100 194V196H99V198L97 197L93 202H92V205L90 206V207H88V209H87V211L86 212H84V213H79L80 214V219L81 218H83L82 219V221L81 222H83L82 224H85L86 222H88V220H90L93 216H95V215H99V214H101V212L102 211H105L108 207H106V205L104 204V201H106V203H110V204H112L113 202H114V199H112L111 197V195H110V191L112 192V191H115V190H111V188H109L108 189ZM217 192V191H216ZM224 192V191H223ZM243 192V193H242ZM30 193V192H29ZM53 193V192H52ZM82 193H83V191H82ZM87 193V192H86ZM90 193V192H89ZM89 193H88V195H89ZM94 193V192H93ZM180 193V192H179ZM186 193H188V192H186ZM54 194V193H53ZM120 194V193H119ZM216 194V193H215ZM82 195V194H81ZM95 195H97V194H95ZM116 195H118V194H116ZM83 196V195H82ZM92 196V195H91ZM120 196V195H119ZM139 197V198H141V197H143V198H145V199H143V200H141V199H139V198H137L136 200L134 199V197ZM203 196V195H202ZM208 196V195H207ZM246 196V195H245ZM13 197V196H12ZM94 197V196H93ZM118 197V196H117ZM129 197V196H128ZM171 197V198H172ZM190 197V196H189ZM46 198V197H45ZM152 198V200L151 201H154V199ZM179 198V197H178ZM184 198V197H183ZM186 198V197H185ZM184 198V199H185ZM188 198V197H187ZM240 198V197H239ZM51 199V198H50ZM151 199V198H150ZM47 200H48V198H47ZM89 200H90V198H89ZM88 200V201H89ZM225 200V199H224ZM227 200V199H226ZM17 201V200H16ZM19 201V200H18ZM55 201V200H54ZM79 201V200H78ZM86 201V200H85ZM88 201H86V203L88 202ZM125 201V200H124ZM158 201V200H157ZM157 201H155V202H157ZM188 201V200H187ZM10 202V201H9ZM51 202H52V200H51ZM80 202H82V201H80ZM150 202V201H149ZM164 202V201H163ZM184 202V201H183ZM186 202V201H185ZM50 203V202H49ZM73 203V202H72ZM125 203V202H124ZM127 203V202H126ZM141 203V204H140ZM153 203V202H152ZM162 203V202H161ZM20 204V203H19ZM36 204V203H35ZM74 204V203H73ZM84 204V203H83ZM157 204V203H156ZM155 204V205H156ZM158 204H160V201L158 202ZM221 204H222V202H221ZM75 205V204H74ZM145 205H147V204H145ZM149 205H151V202H150V204ZM154 205V204H153ZM162 205H163V203H162ZM181 205V204H180ZM190 205V204H189ZM217 205V204H216ZM41 206V205H40ZM45 206V205H44ZM44 206H43V208L42 209H44ZM132 206V205H131ZM141 206V207H140ZM165 206V205H164ZM168 206V205H167ZM181 206H183V205H181ZM227 206V205H226ZM12 207H14V206H12ZM20 207V206H19ZM117 207V206H116ZM144 207V206H143ZM142 207V208H143ZM153 207V206H152ZM151 207V208H152ZM156 207V206H155ZM166 207V206H165ZM220 207V206H219ZM224 207V206H223ZM229 207V206H228ZM78 208V207H77ZM81 208H83V207H80V209ZM110 208H112L111 206H110ZM159 208V207H158ZM169 208V207H168ZM217 208V207H216ZM11 209V208H10ZM145 209V208H144ZM219 209V208H218ZM66 210H68L67 208H66ZM108 210V209H107ZM122 210H123V212H124V209H121V210H115V212L113 213V215H114V218L116 219V218H118V217H120L122 214H124V213H122ZM147 210V209H146ZM154 210V209H153ZM164 210H165V208H164ZM166 210H168V209H166ZM149 211V210H148ZM147 211V212H148ZM158 211V210H157ZM162 211V210H161ZM176 211H178V210H176ZM191 211V210H190ZM230 211V210H229ZM66 212V211H65ZM158 212H160V211H158ZM168 212V211H167ZM221 212V211H220ZM227 212V211H226ZM240 212V211H239ZM110 213V212H109ZM125 213V214H126ZM149 213V212H148ZM160 213H162V212H160ZM185 213H189V212H185ZM76 214V213H75ZM144 214V215H143ZM158 214V213H157ZM164 214V213H163ZM15 215V214H14ZM127 215V216H128ZM153 215H155V212H154V214ZM160 215V214H159ZM166 215V214H165ZM240 215V214H239ZM18 216V215H17ZM155 216H158V215H155ZM232 216V215H231ZM241 216V215H240ZM122 217V216H121ZM129 217V216H128ZM131 217V216H130ZM18 218V217H17ZM61 218H62V216H61ZM76 218H77V216H76ZM133 218V217H132ZM177 212H175L174 214H172V216L170 217V219L168 220V221H165V219L166 218H164V219H162V218H154V217H152V224H154V226H155V233H154V235H153V237H152V241H151V243H150V249H151V251H150V254L149 253H147V254H149L148 255V257L147 258H145V261H143L144 259V255H143V258H141V259H143L142 261H140V262H148V263H158V262H160V261H165V262H168V260H169V258H171V257H173L174 255H178V253H179V229L178 230H175L173 227H174V225H173V223L177 220ZM191 218V217H190ZM189 218V219H190ZM206 218V217H205ZM124 219V218H123ZM159 219V220H158ZM232 219V218H231ZM20 220V219H19ZM34 220H35V218H34ZM66 220H67V217H66ZM73 220H74V218H73ZM102 220H104V219H102ZM101 220V221H102ZM114 220V219H113ZM116 221V220H115ZM53 222V221H52ZM67 222V221H66ZM70 222V221H69ZM135 222V221H134ZM241 222V221H240ZM261 222V223H262ZM6 223V222H5ZM79 223V222H78ZM112 223V222H111ZM212 223V222H211ZM229 223V222H228ZM259 223H257V224H259ZM7 224V223H6ZM55 224V223H54ZM53 224V225H54ZM73 224V223H72ZM74 224H75V221H74ZM81 224V223H80ZM88 224V223H87ZM113 224V223H112ZM135 224V223H134ZM177 224H179V223H177ZM213 224V223H212ZM233 224V223H232ZM236 224V223H235ZM238 224H241V223H238ZM35 225H36V223H35ZM106 225H107V223H106ZM136 225V226H137ZM142 225V224H141ZM223 225V224H222ZM253 225V224H252ZM254 225H255V223H254ZM260 225V224H259ZM31 226V225H30ZM83 226V225H82ZM139 226V225H138ZM177 226H179V225H177ZM176 226V228H178ZM37 227V226H36ZM35 227V228H36ZM48 227V226H47ZM85 227V226H84ZM107 227V226H106ZM153 227V226H152ZM238 227V226H237ZM253 227V226H252ZM262 227V226H261ZM25 228V227H24ZM38 228V227H37ZM53 228H55V227H53ZM75 228H77V227H75ZM138 228V227H137ZM199 228V227H198ZM28 229V228H27ZM51 229V228H50ZM70 229V228H69ZM87 229V228H86ZM200 229V228H199ZM202 229V228H201ZM240 229H239V231H240ZM6 230V229H5ZM49 230V229H48ZM72 230L73 229H71V232H72ZM77 230V229H76ZM90 230V229H89ZM92 230V229H91ZM130 230V229H129ZM135 230H137L138 231V229H135ZM250 230V229H249ZM52 231V230H51ZM62 231H68V230H66V229H63ZM75 231V230H74ZM84 231H85V229H84ZM93 231V230H92ZM132 231V230H131ZM136 231V232H137ZM221 231V230H220ZM234 231V230H233ZM242 231V232H243ZM34 232V231H33ZM69 232V231H68ZM76 232V231H75ZM94 232V231H93ZM238 232V231H237ZM4 233V232H3ZM35 233V232H34ZM51 233V232H50ZM129 233H131V232H129ZM135 233V232H134ZM195 233V232H194ZM52 234H53V231H52ZM66 234H67V232H66ZM72 234V233H71ZM81 234V233H80ZM3 234H1V236H2ZM134 235H136V234H134ZM4 236V235H3ZM12 236V235H11ZM66 236V235H65ZM76 236V235H75ZM82 236V235H81ZM128 236H129V234H128ZM189 236H191V235H189ZM50 237V236H49ZM52 237V236H51ZM57 237V236H56ZM62 236H60V238H61ZM68 237V236H67ZM96 237V236H95ZM113 237H115V236H113ZM137 237V236H136ZM35 238V237H34ZM59 238V239H60ZM63 238V237H62ZM65 239H66V237H64ZM117 238V237H116ZM116 238L114 239V240H116ZM130 238V237H129ZM134 238H135V236H134ZM182 238V237H181ZM228 238V237H227ZM264 238V227H262V228H258L256 231H253V233L250 231V233L249 234H247V235H244L243 237H241L239 240L238 239H236L237 240V242H235L236 243V245L238 246V247H240L241 249L243 248V247H246L247 249H250L251 247H254V248H256L255 246H257L258 244H260L259 243V241L261 240V239H263ZM40 239V238H39ZM42 239H44V238H42ZM50 239V238H49ZM56 239V238H55ZM104 239V238H103ZM125 239V238H124ZM127 239V238H126ZM131 239V238H130ZM185 239V238H184ZM38 239H36V241H37ZM45 240V239H44ZM61 240V239H60ZM67 240V239H66ZM65 240V241H66ZM69 240V239H68ZM107 240V239H106ZM113 240V239H112ZM111 240V241H112ZM128 240V239H127ZM235 240V241H236ZM23 241V240H22ZM27 241V240H26ZM25 241V242H26ZM29 241V240H28ZM57 241V240H56ZM182 241V240H181ZM31 242H32V240H31ZM33 242H35V241H33ZM39 243H42V241L40 242V241H38ZM47 242H49V241H47ZM46 242V243H47ZM125 242V241H124ZM129 242V241H128ZM198 242V241H197ZM210 242V241H209ZM219 242V241H218ZM21 243V242H20ZM70 243V242H69ZM107 243V242H106ZM119 243V242H118ZM205 243V242H204ZM234 243V244H235ZM27 244V243H26ZM31 244V243H30ZM30 244H28V246H30ZM38 244V243H37ZM55 244V243H54ZM206 244V243H205ZM230 244V243H229ZM39 245V244H38ZM43 245V244H42ZM42 245H41V254H43V250L45 249V247H46V245L44 246V249L42 248ZM73 245V244H72ZM71 245V246H72ZM84 245V244H83ZM93 245V244H92ZM108 245V244H107ZM107 245H105V247L107 246ZM136 245V244H135ZM23 246V245H22ZM28 246H26V247H28ZM111 246V245H110ZM117 246V245H116ZM124 246V245H123ZM147 246V245H146ZM160 247L161 248V254L160 255H157V251L155 250L156 249V247ZM202 246V245H201ZM220 246V245H219ZM233 246V245H232ZM232 246H229L230 248H232ZM235 246V245H234ZM15 247V246H14ZM39 246H37L36 248H38ZM51 247V246H50ZM49 247V248H50ZM53 248H54V246H52ZM130 247V246H129ZM200 247V246H199ZM218 247V246H217ZM3 248V247H2ZM35 248V247H34ZM48 248V249H49ZM125 248V247H124ZM237 248V247H236ZM239 248V249H240ZM24 249H27V248H25L24 247ZM28 249H30V247L28 248ZM43 249V250H42ZM47 249V250H48ZM51 249V251H52V248H50ZM50 249H49V253H50ZM86 249V248H85ZM94 249V248H93ZM110 249V248H109ZM127 249V248H126ZM149 249V248H148ZM149 249V250H150ZM221 249V248H220ZM233 249V248H232ZM241 249L239 250V252L241 251ZM20 250V249H19ZM40 250H38V251H40ZM71 250V249H70ZM81 250V249H80ZM222 250V249H221ZM246 250V249H245ZM250 250H252V249H250ZM2 251V250H1ZM12 251H13V249H12ZM12 251H10L9 253H7L6 255H5V257H4V263L5 264H14L15 262H17L16 261V259L17 258H19V256H21V255H19V254H21L20 253V251H17V246H16V249L14 250V252H12ZM35 251H37V249L35 250ZM78 251V250H77ZM76 251V252H77ZM84 251V250H83ZM88 251H89V249H88ZM123 251V250H122ZM121 251V252H122ZM145 251V250H144ZM143 251V252H144ZM177 251H178V253H177ZM238 251V250H237ZM26 252V251H25ZM31 252V251H30ZM79 253H80V251H78ZM77 252V253H78ZM85 252V251H84ZM125 252V251H124ZM142 252V253H143ZM157 252V253H156ZM226 252V251H225ZM243 252H244V250H243ZM246 252V251H245ZM254 252V251H253ZM260 252H261V250H260ZM5 253V252H4ZM39 253V254H40ZM48 253V252H47ZM79 253L77 254V255H79ZM156 253V254H155ZM204 253V252H203ZM228 253V252H227ZM255 253V252H254ZM61 254V253H60ZM76 254V253H75ZM125 254L126 253H124V256H125ZM136 254V253H135ZM159 254V253H158ZM201 255H202V253H200ZM242 254V253H241ZM244 254V253H243ZM246 254V253H245ZM47 255V254H46ZM46 255H44V256H42V257H46ZM50 255V254H49ZM76 255V256H77ZM128 255V254H127ZM140 255V254H139ZM142 255V254H141ZM176 255V256H177ZM205 255V254H204ZM235 255H240V253L238 254V253H236ZM247 255V254H246ZM1 256V255H0ZM23 256V255H22ZM73 256H74V254H73ZM72 256V257H73ZM80 256H82V255H80ZM243 256V255H242ZM261 256V255H260ZM31 257V256H30ZM32 257H35V256H32ZM31 257V258H32ZM42 257H40V258H42ZM47 257H48V255H47ZM68 257V256H67ZM79 257V256H78ZM88 257V256H87ZM137 257V256H136ZM178 257V256H177ZM74 258H75V256H74ZM90 258V257H89ZM200 258V257H199ZM203 258V257H202ZM211 258V257H210ZM230 258V257H229ZM232 258H234V257H232ZM231 258V259H232ZM34 258H32V260H33ZM38 260H39V258H37ZM57 259V258H56ZM85 259V258H84ZM116 259V258H115ZM114 259V260H115ZM173 259H175V258H173ZM225 259V258H224ZM30 260V259H29ZM32 260H31V262H32ZM35 261H36V257H35V259H34ZM37 260V261H38ZM54 260V259H53ZM58 260V259H57ZM63 260V259H62ZM69 260V259H68ZM113 260V261H114ZM124 260V259H123ZM179 260V259H178ZM178 260L176 261H173L174 263L175 262H178ZM228 260V259H227ZM226 260V261H227ZM18 261H20V259L18 260ZM34 261V262H35ZM56 261V260H55ZM55 261H53L54 263H55ZM66 261V260H65ZM65 261H62V264L65 262ZM85 261V260H84ZM109 261V260H108ZM225 261V260H224ZM225 261V262H226ZM38 262H40V261H38ZM37 262V263H38ZM74 262H75V260H74ZM117 262V261H116ZM172 262V261H171ZM172 262V263H173ZM201 262V261H200ZM214 262V261H213ZM230 262H232L231 260H230ZM33 263V262H32ZM66 263V262H65ZM82 263V262H81ZM85 263V262H84ZM89 263V262H88ZM115 263V262H114ZM118 264H125L124 263V261H119L118 260V262H117ZM116 263V264H117ZM161 263V262H160ZM159 263V264H160ZM232 263H235V262H232ZM28 264V263H27ZM85 264H87V263H85ZM144 264V263H143Z\"/></svg>",
  "mask_w": 264,
  "mask_h": 264
}]
</instances>
